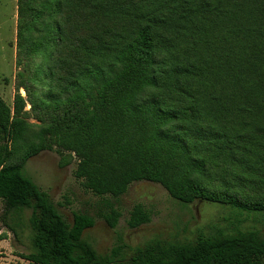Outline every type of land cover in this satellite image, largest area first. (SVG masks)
Instances as JSON below:
<instances>
[{
	"label": "trees",
	"instance_id": "1",
	"mask_svg": "<svg viewBox=\"0 0 264 264\" xmlns=\"http://www.w3.org/2000/svg\"><path fill=\"white\" fill-rule=\"evenodd\" d=\"M17 16V65L47 55L57 84V107L32 104L47 124L43 139L76 155L75 177L86 190L119 199L134 183L150 182L183 205L203 200L229 207L236 221L264 224V196L248 199L195 179L226 155L264 190V0H17ZM24 108L20 95L14 110L0 97V202L16 238L31 212V253L23 257L30 264H264L262 230L238 227L98 253L83 238L95 218L80 213L68 224L25 174L45 140L13 163L9 144L22 135ZM99 211L117 227L116 207ZM151 218L136 204L127 224L136 229Z\"/></svg>",
	"mask_w": 264,
	"mask_h": 264
},
{
	"label": "rangeland",
	"instance_id": "2",
	"mask_svg": "<svg viewBox=\"0 0 264 264\" xmlns=\"http://www.w3.org/2000/svg\"><path fill=\"white\" fill-rule=\"evenodd\" d=\"M17 0H0V97L14 110L15 97L20 95L25 101L22 116V135L12 139L9 146L13 163H21L24 157L34 151L45 140L46 150L31 157L25 164V174L42 191L46 192L68 224H73L76 214H88L95 218V225L86 230L83 238L100 254L106 255L118 244L130 247L144 245L152 239L165 241H194L200 234H210L214 228L259 229L264 234V224L260 218L241 217L236 221L234 211L229 207L198 200L191 205H183L172 199L160 185L150 182L134 183L128 192L119 199L98 197L86 190L83 182L75 177L76 155L64 152L50 138L43 139L47 124L40 120L35 108L57 107L58 100L52 88L57 84L51 81L48 67L51 61L47 55L37 54L28 57V65H17ZM32 38L41 35L31 33ZM36 42H43L38 41ZM27 67V68H26ZM18 73L23 74L17 80ZM34 95L33 100L29 93ZM60 97V102L66 101ZM59 102V101H58ZM39 111V109H37ZM218 160V165L208 167L205 175L195 179L213 189L235 192L248 199L264 196V190L254 189L241 173V168L226 155ZM229 169V170H228ZM233 169L238 178L227 172ZM240 179V180H238ZM252 179V178H250ZM253 181V180H252ZM111 204L122 214L118 225L111 228L103 219L98 218L104 204ZM136 204L144 205L152 214L151 222L136 229L129 228V212ZM0 202V264H30L23 257L31 253L29 219L31 212L22 216V225L17 228L18 237L4 225L5 209ZM16 218L9 217L6 222L16 227Z\"/></svg>",
	"mask_w": 264,
	"mask_h": 264
}]
</instances>
